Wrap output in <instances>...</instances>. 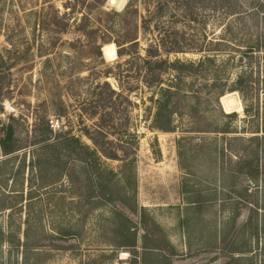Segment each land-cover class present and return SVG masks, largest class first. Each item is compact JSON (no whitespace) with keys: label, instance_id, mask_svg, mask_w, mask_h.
<instances>
[{"label":"rangeland","instance_id":"obj_1","mask_svg":"<svg viewBox=\"0 0 264 264\" xmlns=\"http://www.w3.org/2000/svg\"><path fill=\"white\" fill-rule=\"evenodd\" d=\"M127 1L0 0V264H264V57L244 93L218 97L245 67L233 50L215 83L162 72L178 102L169 122L154 121L159 94L144 84L98 105L107 70L135 84L134 66L106 53ZM136 33L144 54L148 32L124 36Z\"/></svg>","mask_w":264,"mask_h":264},{"label":"trees","instance_id":"obj_2","mask_svg":"<svg viewBox=\"0 0 264 264\" xmlns=\"http://www.w3.org/2000/svg\"><path fill=\"white\" fill-rule=\"evenodd\" d=\"M113 13L118 16L119 30H125L114 39L117 44L116 53L119 59L124 58L123 62L134 66L135 84H128V71L120 70L118 74H114L107 70L102 81H98L95 85L100 88L98 105L112 104L114 95L122 94L124 90H134L140 84H144L159 94L154 99L156 107L154 121L165 119L169 122L178 102L173 98V94L176 93L175 85L162 84V72L169 68L175 69V77H179L181 72L202 76L209 74L215 83L217 78H222L223 64L222 66L215 64L219 53L221 50H226L227 55L225 60H222L226 63L234 56V53H231L233 50L237 55L236 62H240L245 67L236 73L235 78L228 85L215 87V96L218 97L225 92V89H237L244 93L246 77L249 75L246 71L247 66L253 65L256 57L259 56L255 54L261 53L264 57V0H244V2L241 0H128L121 11ZM133 15H137V18L134 29H130L127 27ZM139 29L149 33L148 43L143 47L144 54L140 52L137 33L129 38L124 36L129 31ZM105 31L110 33L109 28ZM178 51H191L200 55L185 60L179 58L170 60L169 54ZM117 65H120V61H117ZM0 71H2L1 63ZM107 76L116 77L118 87L113 86ZM155 124L158 128L173 129L161 123ZM105 126L106 121L104 120L103 123L101 116L94 122L89 137L96 144H100V138L108 133ZM11 140L12 131L8 129L1 137L5 153L15 149L11 147L13 144ZM100 149L110 157L117 156L116 151H105L102 147Z\"/></svg>","mask_w":264,"mask_h":264},{"label":"bare ground","instance_id":"obj_3","mask_svg":"<svg viewBox=\"0 0 264 264\" xmlns=\"http://www.w3.org/2000/svg\"><path fill=\"white\" fill-rule=\"evenodd\" d=\"M116 1L117 0H115V2H114V4L116 3ZM122 4V1H118V5H121ZM106 53H107V55H109V56H114V54H115V51H116V47H115V45L114 44H107V46H106ZM229 104V103H228ZM230 105V104H229ZM232 106V105H231Z\"/></svg>","mask_w":264,"mask_h":264},{"label":"water","instance_id":"obj_4","mask_svg":"<svg viewBox=\"0 0 264 264\" xmlns=\"http://www.w3.org/2000/svg\"><path fill=\"white\" fill-rule=\"evenodd\" d=\"M110 2L114 3L115 0H110ZM227 101H228L229 104H234V98H233V97H229V98L227 99Z\"/></svg>","mask_w":264,"mask_h":264}]
</instances>
